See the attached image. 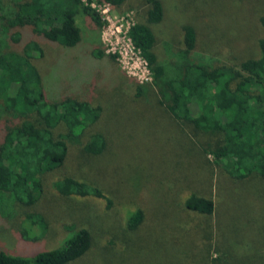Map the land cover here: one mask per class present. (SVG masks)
I'll list each match as a JSON object with an SVG mask.
<instances>
[{"label":"rangeland","instance_id":"obj_1","mask_svg":"<svg viewBox=\"0 0 264 264\" xmlns=\"http://www.w3.org/2000/svg\"><path fill=\"white\" fill-rule=\"evenodd\" d=\"M18 1L0 0V15H9ZM92 2L107 5L109 20L101 16L97 29L77 12L80 41L66 52L44 43L35 63L41 72L49 71L55 86L68 82L65 91L99 107L84 136L68 142L69 158L61 170L102 196H65L44 185L38 199L24 205L0 191V249L20 255L30 247L57 245L72 225L87 229L91 241L81 257L66 264H264V179L257 173L230 177L204 150L208 135L179 124L157 102L151 76L122 33L143 20L145 1ZM160 2L161 19L150 28L167 76L179 74L182 62L201 54H181L185 23L197 27L209 50L222 46L221 58L252 55V40L264 32L257 23L264 0ZM93 44L103 50V59L90 56ZM90 133L103 136L102 152L82 150ZM192 192L213 201L211 214L185 209L183 200ZM137 208L141 222L128 229L127 216ZM31 214L42 216L44 230L31 222Z\"/></svg>","mask_w":264,"mask_h":264},{"label":"trees","instance_id":"obj_2","mask_svg":"<svg viewBox=\"0 0 264 264\" xmlns=\"http://www.w3.org/2000/svg\"><path fill=\"white\" fill-rule=\"evenodd\" d=\"M85 1L20 0L9 15H0V46L7 47L3 52L0 48V191L24 205L34 203L44 185L65 196H102L61 170L69 158L68 142L84 136L97 120L99 107L65 91L68 82L55 86L47 77L49 71L41 72L35 63L44 43L64 51L80 41L74 22L77 12L100 28V15L88 5L92 0ZM143 1L144 18L129 25L126 35L146 64L157 102L179 124L208 135L204 150L230 177L242 180L257 173L264 179V32L252 40V55L221 58L217 55L222 46L209 50L197 27L185 23L181 54L207 56L197 54L182 62L179 74L167 76L153 50L155 35L150 28L161 19V2ZM257 23L264 26V15ZM89 53L97 60L104 56L96 44ZM104 147L100 133L88 134L81 145L88 154H98ZM183 205L199 215H209L214 208L209 197L194 192ZM29 217L40 231L45 229L40 214ZM141 219L137 208L127 216L126 227L134 229ZM66 230L57 245L30 247L20 255L0 249V264H66L78 259L90 246V234L72 225ZM19 237L27 240L23 232Z\"/></svg>","mask_w":264,"mask_h":264},{"label":"built area","instance_id":"obj_3","mask_svg":"<svg viewBox=\"0 0 264 264\" xmlns=\"http://www.w3.org/2000/svg\"><path fill=\"white\" fill-rule=\"evenodd\" d=\"M83 1V3H85L86 4V1L85 0H82ZM88 5L91 7V8H93L95 11H98L101 15H100V17L102 16V17H104L106 20H109V17H108V7H107V5L105 4V3H101V4H99V3H94V2H89L88 3ZM101 17V18H102ZM102 20V19H101ZM102 22H103V20H102ZM132 24V23H131ZM130 24V25H131ZM129 26V25H128ZM128 26L124 29V31L122 32L123 34H125V37H126V41L128 42V44L134 49V47L132 46V44H131V42H130V40H129V38L127 37V35H126V31H127V28H128ZM116 31L117 32H120V29H116ZM135 50V49H134ZM137 53H138V51L137 50H135ZM138 55H139V53H138ZM139 57H140V55H139ZM141 58V57H140ZM141 60L143 61V63H144V66H145V68H146V64H145V62H144V60L141 58ZM146 70H147V68H146ZM147 72H148V70H147ZM149 73V72H148ZM149 76H150V74H149Z\"/></svg>","mask_w":264,"mask_h":264}]
</instances>
